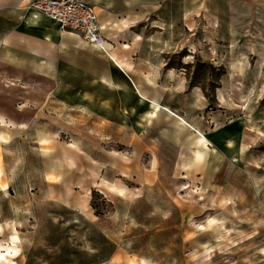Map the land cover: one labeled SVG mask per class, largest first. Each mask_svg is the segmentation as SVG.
<instances>
[{"label": "rangeland", "instance_id": "1", "mask_svg": "<svg viewBox=\"0 0 264 264\" xmlns=\"http://www.w3.org/2000/svg\"><path fill=\"white\" fill-rule=\"evenodd\" d=\"M160 3L133 33L160 36L199 126L240 121V158L221 127L230 156L190 163L191 138L208 135L180 116L190 131L172 139L166 116L141 158L159 172L128 173L124 133L0 82V264H264V0H220L217 18L189 13L193 0Z\"/></svg>", "mask_w": 264, "mask_h": 264}, {"label": "crops", "instance_id": "2", "mask_svg": "<svg viewBox=\"0 0 264 264\" xmlns=\"http://www.w3.org/2000/svg\"><path fill=\"white\" fill-rule=\"evenodd\" d=\"M3 1L0 5V82L13 81L14 92L23 95L21 102L34 108L53 105L81 112L110 131L115 140L124 133L126 172H159L141 165V158L146 139L163 127L164 121H169L167 117H172L173 126L174 119L184 121L183 117L194 129L208 135L209 152L212 154L215 148L222 157L225 153L230 155L227 146L225 153L220 148L224 140L219 145L217 129L222 127V133L231 131L230 134L236 135L239 157L245 144L240 121L212 129L199 126L183 108V102L193 100L182 96L181 74L166 73L165 59L163 56L159 59L160 47H163L160 36L133 33L134 23L149 12V4L157 3L153 5L157 9L163 0H85L95 7L108 46L89 42L77 32L61 31L54 20L30 6L32 0ZM219 1L193 0L196 6L189 13L217 18L221 14ZM156 28L155 34L161 30ZM237 32L232 30L233 35ZM198 101L197 98L193 101L196 106ZM155 103L169 116L161 113L153 117ZM184 123L189 127L185 131H190L191 126Z\"/></svg>", "mask_w": 264, "mask_h": 264}, {"label": "built area", "instance_id": "3", "mask_svg": "<svg viewBox=\"0 0 264 264\" xmlns=\"http://www.w3.org/2000/svg\"><path fill=\"white\" fill-rule=\"evenodd\" d=\"M30 6L54 20L61 31L79 33L83 39L106 44L95 7L85 0H32Z\"/></svg>", "mask_w": 264, "mask_h": 264}, {"label": "bare ground", "instance_id": "4", "mask_svg": "<svg viewBox=\"0 0 264 264\" xmlns=\"http://www.w3.org/2000/svg\"><path fill=\"white\" fill-rule=\"evenodd\" d=\"M105 45H107V44H105ZM153 110H154V112H153L152 116L156 117V118L159 117L161 113H165L164 110L161 109L156 103L153 105ZM165 114L167 116H169L168 112ZM170 118H172V117H170ZM174 120H175V126L169 127V129L165 130L163 132V134H166L173 139H175V138L177 139L178 136H180V134L182 133V131H185L189 127L184 123V121H182L179 118H176ZM188 150H189L190 163L198 162V161H201L202 159L206 158L209 154V148L207 145L206 136L202 135V134L194 136L188 145Z\"/></svg>", "mask_w": 264, "mask_h": 264}]
</instances>
